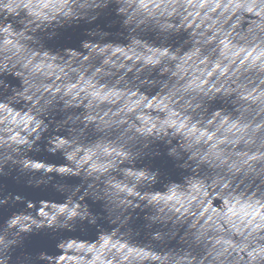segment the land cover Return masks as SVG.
I'll list each match as a JSON object with an SVG mask.
<instances>
[{
	"label": "water",
	"instance_id": "obj_1",
	"mask_svg": "<svg viewBox=\"0 0 264 264\" xmlns=\"http://www.w3.org/2000/svg\"><path fill=\"white\" fill-rule=\"evenodd\" d=\"M0 264H264V0H0Z\"/></svg>",
	"mask_w": 264,
	"mask_h": 264
}]
</instances>
